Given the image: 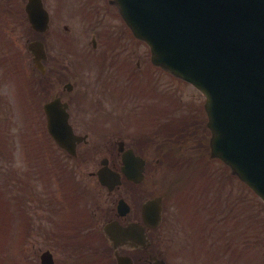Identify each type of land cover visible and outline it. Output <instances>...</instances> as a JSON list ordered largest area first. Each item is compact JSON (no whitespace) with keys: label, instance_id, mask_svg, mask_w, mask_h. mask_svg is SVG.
<instances>
[{"label":"flooded vegetation","instance_id":"obj_1","mask_svg":"<svg viewBox=\"0 0 264 264\" xmlns=\"http://www.w3.org/2000/svg\"><path fill=\"white\" fill-rule=\"evenodd\" d=\"M27 3L28 0H0V126H6L10 145L16 140L23 148L18 152L26 158V163L35 156L38 163L45 162L54 169L61 167L67 174L72 173L79 206L75 218L78 224L84 220L85 225L72 243L55 252L64 257L63 264H75L74 257L81 255L82 264H119L116 251L131 257L126 264H151L157 252L149 249L142 253L138 248L122 245L116 250L103 230L111 221L122 225L140 222L138 188L122 182L110 190L95 175L102 168L121 172L123 152L127 149L146 158V172L154 168L149 158L155 156L156 147L149 139V128L136 132L137 113L140 111L143 118L145 115L150 118L152 105L149 101L137 102L136 107L133 104L123 127L115 125L119 134L114 133L110 141L97 139L92 133L94 128L97 131L98 111L106 115V121L121 116L124 93L132 90L129 81L124 82L123 69L117 65L115 54L107 52L101 43L100 10L95 7L87 12V4L84 8L80 6L79 14L85 16L86 23L89 19L90 27L87 24L76 27L60 14L58 0H43L49 12V26L46 30H37L30 23ZM89 29L91 32L87 33ZM33 41L45 47L46 56L42 61L45 72L35 67L29 49ZM104 95L114 99L107 101L106 107ZM55 97L68 103L71 125L77 134L85 136L74 153L63 151V158L60 150L45 138L42 128L45 114L41 105ZM15 152L12 149L4 152L11 167ZM66 184L50 182L45 194H37L46 203L57 205L62 202L59 190ZM121 198L130 205V211L124 216L117 208ZM146 231L151 232L149 228Z\"/></svg>","mask_w":264,"mask_h":264},{"label":"water","instance_id":"obj_2","mask_svg":"<svg viewBox=\"0 0 264 264\" xmlns=\"http://www.w3.org/2000/svg\"><path fill=\"white\" fill-rule=\"evenodd\" d=\"M154 62L207 97L212 155L230 164L264 198V0H117ZM36 0L28 10L35 21ZM49 129L68 147L58 101L46 105ZM138 181L142 171L129 173ZM158 222L161 198L145 204ZM140 238V241L144 240Z\"/></svg>","mask_w":264,"mask_h":264},{"label":"rangeland","instance_id":"obj_3","mask_svg":"<svg viewBox=\"0 0 264 264\" xmlns=\"http://www.w3.org/2000/svg\"><path fill=\"white\" fill-rule=\"evenodd\" d=\"M69 1L71 3H73L74 5H79L83 8L87 4V12L89 11V9L95 8L99 4V0H69ZM70 8H71V10H74L75 6L70 5ZM65 16H66L65 20L68 22L75 23L76 27H82V24H87V28L90 27L89 19L87 18V23H86L84 21V18H83L85 16H83L82 14H79V16L76 13L68 15V11H67V15H65ZM117 21L118 20H116V22L112 21V23L114 24V27H118V23H120V20H119V22H117ZM88 32H91V29L87 30V33ZM163 78L166 80L165 77H163ZM166 82H167V80H166ZM176 86H178V88H179L176 90H179L178 93H180V95H181L180 97H182V99H183L182 101L185 102L182 104L187 105V103H189L191 105V108L195 112V117H192V121L195 122L196 124L201 123L200 118L205 117V115L201 109V98L198 96V94L193 93L195 91L193 89H191L188 85H186L184 83H178V82L175 83L172 80V82L169 85L160 84L158 86V89L162 88L163 90H166L165 88H169V90L171 89L173 91ZM165 92H167V91H165ZM161 98L163 100V103L168 105L169 107H174L176 102H177L175 99L174 93L169 94V95H162ZM183 108L185 109V107H183ZM195 130H197L199 133L197 138L201 139V138H203V136H205L204 139H207V141H208L209 134H207V130L204 127L202 128L200 125H196ZM163 137L165 139V142L169 141V136L164 135ZM159 140H160V138L158 136H156V141L158 142ZM164 144L169 145L170 148L175 151V154L177 156L179 154L182 157H185L187 159H189V157L199 159V156L195 155L194 152L200 153V154H206L207 153L206 151L203 150V147L199 150H193L190 147V149L188 150L186 148L175 147V145L173 143H164ZM188 145H189V143L186 144V146H188ZM156 147H157V149L162 150L163 144L161 147H158V146H156ZM182 151H188V152L184 153ZM2 152H3V149L0 148V155L2 154ZM158 154H160V152L156 151L155 157ZM4 163H5V161H4ZM4 163H3V160L0 159V167L2 168V170H3L2 165ZM5 164H7V166H10L9 161H6ZM14 164L16 166H18L16 160L14 161ZM214 164H215L214 167H216V168H217V166L221 167V165H223V164H220V162H218V161H214ZM188 165H194V163L188 162ZM21 167H23V166H21ZM175 167L176 166H170L169 164L166 163V161L160 160V162L158 163V165L156 167L155 172H153L150 175V177L147 179V181L145 182V184L142 187V190L146 189V188H151L153 190L152 191L153 194L163 195V193H164L165 196H168L166 191L169 189V186H170L169 179L170 178H176V177L180 176L179 174L176 173L180 170L176 169ZM225 169L226 168L224 166V171L226 172L227 169L226 170ZM177 181H178V179H177ZM0 182H5L4 177L0 178ZM234 183L236 185H238V183L236 181H234ZM38 184L40 186H43L42 182H38ZM246 196L251 198L253 203H255L253 200L254 196L252 194H246ZM42 207H44V208H42ZM255 208L258 209L257 205H255ZM33 211H34L35 217L38 219V221L35 222L34 228H33V231H35V236H31L30 242L28 243L27 249L25 251H22L20 244H19L20 236H19L18 231L16 229V228H18L17 223H16L17 222L16 218H14L12 221V227H13L14 231H13V233H10V238H9L8 236L6 237V230L7 229L5 226H3L4 223H5V225H8L7 224V221H8L7 215L5 213V216L2 217L3 214L2 215L0 214V258H3V259H0V264H1V261H3L4 264H30L32 262H36V255L33 252V249H34L33 246H35L37 249H39L40 247H41V249L47 247L46 246L47 245V238L44 236V231H45L44 227H49L50 224H49V219L45 218V216H44V215H46L45 206L44 205H38L36 207H33ZM0 213H1V211H0ZM249 213H255V211L253 212V211L249 210L247 213H242V214L248 215ZM256 213H257V215L253 216L252 218H253V221L258 222L259 220L263 219L262 215H264V214L262 212H260L262 214L261 215L258 213V211ZM3 219H5V222H2ZM253 229L254 228L251 229V231L249 232L248 235H246L244 237L242 236V238L239 241H237L238 246H235V248L239 247L238 251L242 250V251H244V253L246 252V244H247V240L249 237H253V239H254L253 241L258 242V245L260 247L264 248V221L258 223V229L260 231L253 232ZM9 244H11V246H9ZM232 248L234 249V247H232ZM254 255L256 257L255 264H257L260 261V257L255 253H254ZM247 256L252 257V255H250L249 253H246L245 259L247 258ZM4 259H5V261H4ZM245 259L238 261V262L244 263ZM185 261L190 262L189 260H185ZM34 264H36V263H34Z\"/></svg>","mask_w":264,"mask_h":264},{"label":"trees","instance_id":"obj_4","mask_svg":"<svg viewBox=\"0 0 264 264\" xmlns=\"http://www.w3.org/2000/svg\"><path fill=\"white\" fill-rule=\"evenodd\" d=\"M191 174H194L196 178L191 177ZM198 188L199 190L196 194H198L199 192H201L202 194L206 193L204 188L203 175L200 172L196 171V169L194 168L192 171H189L185 174L180 184V199L183 207L178 211V216L184 217V219H179L181 221L189 222L188 218H192L193 220L198 221L200 225H202V229H206V227H208V224L214 226L215 223L214 217L205 216L206 213L203 206L205 204H209V201H212L213 203V200L211 198L201 201L197 200L195 192ZM214 213L215 211H212V214ZM206 221L208 222V224ZM242 232H244V234L246 235V232L244 230Z\"/></svg>","mask_w":264,"mask_h":264}]
</instances>
